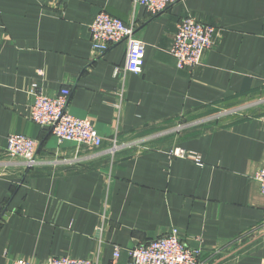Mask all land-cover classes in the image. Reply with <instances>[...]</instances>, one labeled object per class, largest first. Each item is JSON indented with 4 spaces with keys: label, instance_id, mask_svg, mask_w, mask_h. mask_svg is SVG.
Returning <instances> with one entry per match:
<instances>
[{
    "label": "crops",
    "instance_id": "obj_1",
    "mask_svg": "<svg viewBox=\"0 0 264 264\" xmlns=\"http://www.w3.org/2000/svg\"><path fill=\"white\" fill-rule=\"evenodd\" d=\"M100 12L135 27L139 75L125 71L124 42L92 54ZM186 16L215 32L181 71L169 50ZM32 84L69 89L68 113L101 146L32 123ZM263 118L264 0H182L156 16L132 0H0V264H127L171 229L201 264H264ZM14 134L37 142L36 167L6 153Z\"/></svg>",
    "mask_w": 264,
    "mask_h": 264
},
{
    "label": "built area",
    "instance_id": "obj_2",
    "mask_svg": "<svg viewBox=\"0 0 264 264\" xmlns=\"http://www.w3.org/2000/svg\"><path fill=\"white\" fill-rule=\"evenodd\" d=\"M182 0H132L134 6L144 7L151 15L156 16ZM215 29L202 25L190 16L184 17L176 27L175 36L169 53L175 60L177 70L193 69L201 63L205 52L212 47ZM91 52L101 55L112 46L126 43L125 71L139 75L144 61V44L136 38L135 27L125 25L121 20L106 12L96 15L89 25ZM32 97L29 109V120L41 128L48 129L59 141L73 143L77 146L99 148L102 144L94 126L84 119L70 115L67 111L70 90L61 89L54 96L45 95L36 84L28 89ZM264 122V118H263ZM113 145L111 152L116 150ZM6 153L10 158L23 161L26 168L38 165L36 158L37 142L23 135H9L6 139ZM184 158L186 154L181 149L170 153ZM198 158H195L196 162ZM254 180L258 184L261 195L264 196V164L257 170ZM199 249L187 247L179 238L176 229L153 239L145 244L135 246L129 251L127 264H201ZM119 257L118 249L113 258ZM12 264H32L24 259H15ZM42 264H93L89 259H74L70 257H50Z\"/></svg>",
    "mask_w": 264,
    "mask_h": 264
}]
</instances>
